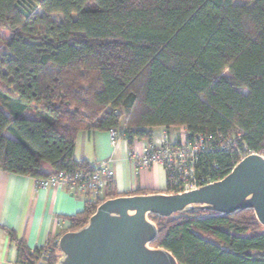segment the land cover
<instances>
[{
    "label": "trees",
    "instance_id": "trees-1",
    "mask_svg": "<svg viewBox=\"0 0 264 264\" xmlns=\"http://www.w3.org/2000/svg\"><path fill=\"white\" fill-rule=\"evenodd\" d=\"M0 46L3 171L39 179L91 170L74 156L85 129H113L129 145L153 143L157 127H184L188 141L213 135L196 165L209 183L240 151L264 155V0H0ZM167 175L168 193H178ZM114 186L67 231L118 197ZM149 217L159 228L152 246L179 264H264L252 210ZM5 229L21 264H57L59 239L31 249Z\"/></svg>",
    "mask_w": 264,
    "mask_h": 264
},
{
    "label": "water",
    "instance_id": "water-1",
    "mask_svg": "<svg viewBox=\"0 0 264 264\" xmlns=\"http://www.w3.org/2000/svg\"><path fill=\"white\" fill-rule=\"evenodd\" d=\"M254 211L264 226V155H246L223 179L181 193L123 195L102 202L88 222L65 232L57 264H179L152 243L159 235L150 214L170 217L191 211L232 215Z\"/></svg>",
    "mask_w": 264,
    "mask_h": 264
},
{
    "label": "crops",
    "instance_id": "crops-1",
    "mask_svg": "<svg viewBox=\"0 0 264 264\" xmlns=\"http://www.w3.org/2000/svg\"><path fill=\"white\" fill-rule=\"evenodd\" d=\"M167 136L174 142L186 139L184 127L154 129V142ZM147 140H134L129 145L123 137H115L110 130L79 132L74 156L91 166L109 161L115 170L114 191L123 195L168 193L167 170L163 163L140 167L139 159L131 158L130 151L143 153ZM100 193L71 191L69 189L41 188L37 179L9 173L0 169V264H21L16 243L5 227L14 229L31 249L44 246L49 240L59 239L71 227L70 217L82 213L89 200L103 196Z\"/></svg>",
    "mask_w": 264,
    "mask_h": 264
},
{
    "label": "built area",
    "instance_id": "built-area-1",
    "mask_svg": "<svg viewBox=\"0 0 264 264\" xmlns=\"http://www.w3.org/2000/svg\"><path fill=\"white\" fill-rule=\"evenodd\" d=\"M113 136L116 132L110 130ZM215 138L213 135H201L194 141L185 139L174 142L167 136L161 142L149 144L141 154L130 151L131 158L139 159L140 167H149L151 164L161 162L167 171L174 174L173 183L178 193L197 189L208 184V179L198 175V154L213 148ZM221 147H226L221 143ZM241 159L245 155L240 151ZM115 177V170L109 161H103L91 166V170H80L75 173L60 171L47 178L37 179L41 188L69 189L71 191L100 193L105 191L109 182ZM40 262L39 264H41Z\"/></svg>",
    "mask_w": 264,
    "mask_h": 264
},
{
    "label": "rangeland",
    "instance_id": "rangeland-1",
    "mask_svg": "<svg viewBox=\"0 0 264 264\" xmlns=\"http://www.w3.org/2000/svg\"><path fill=\"white\" fill-rule=\"evenodd\" d=\"M54 17L57 19V20H61L62 19V16H60V15H54ZM6 35V34H5ZM2 47L0 46V49H1ZM242 91L243 92H245V93H247V90L246 89H242Z\"/></svg>",
    "mask_w": 264,
    "mask_h": 264
}]
</instances>
